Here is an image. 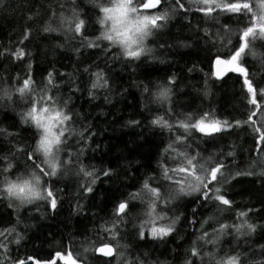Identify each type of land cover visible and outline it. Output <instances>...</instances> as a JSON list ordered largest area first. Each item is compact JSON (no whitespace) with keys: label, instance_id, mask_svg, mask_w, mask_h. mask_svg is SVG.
I'll list each match as a JSON object with an SVG mask.
<instances>
[{"label":"snow or ice","instance_id":"1","mask_svg":"<svg viewBox=\"0 0 264 264\" xmlns=\"http://www.w3.org/2000/svg\"><path fill=\"white\" fill-rule=\"evenodd\" d=\"M83 5L44 0L37 7L20 0L17 39L0 44V209L9 217L0 213V264H264V220L258 219L264 215V0H83ZM12 7L0 0V11ZM174 22L191 35L173 34ZM70 42L77 72L85 65L77 79L64 81L70 74L55 69L37 79L41 46L55 50ZM84 48L98 50L89 53L98 59L81 60ZM192 50L196 60L184 65L187 77L183 69H165L156 81L147 71L133 81L140 118H129L125 126L141 128L140 137L147 128L159 139L155 166L149 159L133 168L131 154L119 158L125 165L90 163L95 157L89 153L100 146L92 147L94 121L75 110L76 93L94 101L103 90L107 100L113 91L111 61L135 72L167 63L161 59L165 54L191 56ZM197 71L202 83L193 94L184 80ZM229 81L239 105L231 111L225 95L215 98ZM245 178L259 185V206L237 205L235 196L243 193L235 189ZM102 183L115 187L101 195L107 201L104 216L91 236L70 232L67 247L62 237L47 259L21 251L31 240L24 212L43 208L45 215H55L65 198L74 197L72 214H86L80 201L93 200ZM173 238L170 258L153 260L150 252H141Z\"/></svg>","mask_w":264,"mask_h":264},{"label":"trees","instance_id":"2","mask_svg":"<svg viewBox=\"0 0 264 264\" xmlns=\"http://www.w3.org/2000/svg\"><path fill=\"white\" fill-rule=\"evenodd\" d=\"M54 2L55 0H53V3ZM19 3L20 0H9V4L13 7L8 11H0V44L8 45L10 38L13 42L17 39V35L14 33H17L23 25V20L20 18L21 12L18 7ZM29 3L38 7L44 3V0H29ZM81 3L83 5V0H81ZM180 23L186 22L181 21ZM174 24L175 26L172 28L173 34L179 33L182 36H188L191 35V31L195 30L196 21L193 20L191 31L188 28L181 30L178 23L174 22ZM72 43L74 42H70L64 48L55 50L51 45L41 46L39 57L35 65L37 79H39L41 72L46 73L47 70L52 69H55L56 73L64 72L70 74L62 78L64 81H75L77 79L83 72V67L85 65L81 64L80 72H77V56L73 51ZM96 51L98 50L82 49L83 55L81 56V60H87L89 63H92L98 58L96 56L90 57L89 53ZM180 51L184 52L186 50L181 49ZM45 55L47 56L46 59ZM200 56L203 58L204 53H200ZM161 59H164L167 63H149L146 66L142 65L141 68L136 69L135 72L132 68H128L122 63L111 61L110 63L114 65V67L111 68L109 75L113 78V91L108 94L107 100H105V93L103 90L100 91L99 99L94 101H89L86 93L83 96H81L80 93H76L73 97L76 106L75 110L78 112L82 111L85 116L90 117L88 123L91 124L94 121L92 130L95 131L97 135L94 137L95 143L92 144V147L95 148L96 144H99L100 147L99 151L95 153L90 152L89 155L95 157L90 163L94 164L96 167H106L109 162L112 163L113 167H115L118 162L121 165H125L126 161L119 158L130 154L133 161V168L137 166V161L144 163L149 159L152 160V164L155 166L153 154L156 153V145L159 143V139L153 137L147 128L144 129V136L140 137L137 134L142 131L141 128L133 129L125 126L129 118H140L137 115L140 110V93L133 81L138 79L140 74L145 71L150 74L153 81H156L164 75L165 69H167L169 73L177 69H183V75L187 77L189 74L184 65L187 63L190 67L191 61L196 60V54L195 50H192L191 56L185 55L181 57L173 52L171 55L165 54ZM249 63H251V58H249ZM169 64L171 67H169ZM100 67H104L102 60L100 62ZM203 67L204 71H207L206 62ZM83 75L86 80L87 74L85 73ZM192 75L195 78L184 80V84L188 85L186 91L194 94L195 86L202 83L201 78L203 73L197 71ZM125 88L128 89L127 92L124 91ZM233 91L232 81H229L224 92H217L215 97L219 99L221 95H225V103L229 111H231L233 106H239L238 98H232ZM236 91H238V88ZM67 94L66 84L65 95ZM197 103H199V101H197ZM137 175H140V173H137ZM249 179L250 178H245V182L238 185L235 189L236 193H243L242 195L237 194L235 196L238 206H243L248 202L255 203L259 206L258 201L262 199L259 195V185L254 186L252 183L247 182ZM60 187H63V184H61ZM73 187H75L74 181ZM114 187L115 185L109 186L107 183L99 184L96 188V196L93 200L87 202L81 200L80 202L84 204L85 209H87L86 214L84 212L80 213L78 216L72 214L73 205L75 204L74 197L71 200L65 198L63 206L55 215L50 212L45 215V209L43 208H41L40 211H36L35 208H32L31 212H24L23 215L28 225L27 235L31 237V240L26 241L27 247L22 248L21 251H27L40 259H47L51 255H54V251L60 246L59 242L62 237L64 246L67 247L70 232L79 230L82 233L87 232L88 235L91 236L94 226H98L100 218L104 216L105 204L107 201L101 202V195H108ZM110 207L109 205V211ZM7 211L10 212L11 210ZM0 213L4 214L5 220L9 218L4 209H0ZM188 215L190 216V210ZM258 219L264 220V215H261ZM21 229H23V225H21ZM187 231L189 233L192 232L191 226L187 227ZM184 232L185 229L181 228L180 234ZM53 237H55V239H53ZM83 238V235L76 237L74 243L79 245ZM260 243H264V240H261ZM152 247L153 246L150 244L149 248L142 249L141 252H150L151 259L153 260L157 258L164 260L165 258H170L173 248L176 247V239L173 238L166 246L155 245V251L152 250ZM73 250L76 251L78 249L74 248ZM181 251H183V249H181ZM59 264H63V262H59Z\"/></svg>","mask_w":264,"mask_h":264}]
</instances>
